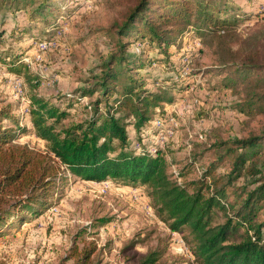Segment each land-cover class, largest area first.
Listing matches in <instances>:
<instances>
[{"label": "rangeland", "instance_id": "rangeland-1", "mask_svg": "<svg viewBox=\"0 0 264 264\" xmlns=\"http://www.w3.org/2000/svg\"><path fill=\"white\" fill-rule=\"evenodd\" d=\"M55 1L60 2V8L52 4L56 8L36 15L37 20L27 16L35 2L12 3L10 11L0 3V107L9 106L15 115V122L5 120L3 124L18 133L15 143L39 151H45L46 146L31 130L28 97L37 94L66 110L62 125L87 118L99 92L84 97L82 89L94 85L108 55L117 49L114 24L136 3ZM235 1L245 13H238L218 38L198 35L191 16L188 24H182L181 33L169 34L168 54L156 42L149 43L148 37L147 42H141L146 21L171 8L158 3L151 5L155 13L144 12L136 29L123 38L128 41V51L145 59L142 67L129 64L128 72L142 74L139 76L148 89L173 97L172 102L160 103L164 121L154 117L150 122L160 127L158 133L149 128L142 136L150 151L155 145L163 149L166 172L179 182L196 179L202 166L223 153L226 148L217 146L220 142L264 129V114L257 110L247 114L234 107L243 96L241 88L220 86L224 73L212 71L222 45L239 63L247 58L264 63V0ZM18 24L20 31L9 36ZM11 57L24 63V75L8 70L6 62ZM35 81L38 86H33ZM23 127L25 131L20 130ZM128 131L133 140L134 131L131 127ZM132 146L140 150L135 141ZM226 168L227 164L221 166L217 173ZM62 172L49 198L51 204L29 222L8 228L0 236V264H72L74 247L80 251L91 246L95 250L88 264H138L142 255L162 248L161 264H198L182 238L187 230L171 231L159 219L147 184L83 180L65 166ZM104 218L108 220L100 222ZM219 220L216 217L215 221ZM126 246L129 249L122 252Z\"/></svg>", "mask_w": 264, "mask_h": 264}, {"label": "trees", "instance_id": "trees-1", "mask_svg": "<svg viewBox=\"0 0 264 264\" xmlns=\"http://www.w3.org/2000/svg\"><path fill=\"white\" fill-rule=\"evenodd\" d=\"M21 2H35L27 13L29 20H37L36 15L56 6L60 8L55 0L0 1L9 11L10 4ZM153 3L171 8L155 13ZM147 11L155 15L145 20L140 41L148 37L149 43L156 42L167 54L169 34L181 33L182 24H188L191 16L198 35L218 38L220 30L226 31L238 13H245L235 0H136L123 19L114 24L117 49L108 55L94 85L82 89L84 97L99 92L87 118L62 125L66 110L37 94L28 97L31 130L45 142V151L15 143L18 133L3 124L5 120L15 122V115L9 106L0 107V236L8 228L29 222L51 204L49 198L65 166L83 180L147 184L159 219L171 231L187 230L182 238L198 264H264V129L220 142L217 146L225 145L224 152L202 166L196 179L187 182L172 179L166 172L163 149L155 145L152 152L144 142V132L150 128L158 133L160 129L151 120L155 117L163 122L166 118L160 103L173 101L171 95L148 89L142 74L128 72L129 64L142 67L145 59L128 51V41L123 38L136 29V22ZM19 26L12 27L9 36L20 31ZM2 34L0 31V37ZM230 54L222 45L218 64L212 69L216 74L224 73L219 85L241 88L243 96L234 105L239 112L257 110L264 114V90H259L264 87V63L250 58L239 63ZM13 57L6 62L7 68L22 75L26 66ZM38 84L35 81L33 86ZM128 127L134 131L133 140ZM133 141L140 150L133 148ZM226 164L225 171L217 173ZM181 174L176 175L180 178ZM216 217L220 220L215 221ZM94 250V246L80 251L74 247L72 264H88ZM163 253L164 248L149 251L138 259V264H161Z\"/></svg>", "mask_w": 264, "mask_h": 264}]
</instances>
